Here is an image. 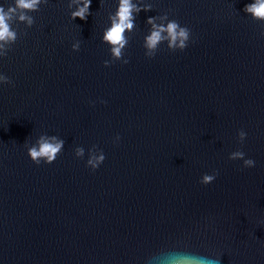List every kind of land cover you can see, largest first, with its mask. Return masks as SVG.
<instances>
[{
  "label": "water",
  "instance_id": "95a60500",
  "mask_svg": "<svg viewBox=\"0 0 264 264\" xmlns=\"http://www.w3.org/2000/svg\"><path fill=\"white\" fill-rule=\"evenodd\" d=\"M131 2L116 56L118 0H0V264H264L258 0Z\"/></svg>",
  "mask_w": 264,
  "mask_h": 264
},
{
  "label": "clouds",
  "instance_id": "9594fccd",
  "mask_svg": "<svg viewBox=\"0 0 264 264\" xmlns=\"http://www.w3.org/2000/svg\"><path fill=\"white\" fill-rule=\"evenodd\" d=\"M36 2L37 0H16V7L21 9H33L36 6ZM90 2L91 0H83V7H80L78 11L74 12L73 16L83 19L89 8ZM13 11L14 9L11 7L7 11L0 8V40L11 39L13 37V33L9 31V25L7 23ZM133 11L138 12L140 9L137 8L131 0H118L117 10L114 16L110 18L111 25L106 29L103 35V40L105 42L116 45V47L112 49L113 54L116 56H119L120 48L125 42L123 37L124 30H130L133 27ZM246 11L252 12L257 17L264 18V0H258V3L246 6ZM20 19H24V16H21ZM147 22L151 24L152 20L149 19ZM153 28H156V26L153 25ZM162 30L164 29L156 28V30L152 31L151 35L147 38L148 47L155 46L156 42L161 39L160 31ZM166 31L172 40L179 39V46L181 48L185 46L184 41L187 38V32L185 29H178V25L175 22H172L167 25ZM60 146L59 143L51 144L41 141L38 149L34 147L29 150V156L37 164H39V161L36 160L37 157H46L45 163H51L55 159V153H57ZM102 159L103 157L90 159L88 163L92 165L93 169H95L99 161ZM208 264H215V262H208Z\"/></svg>",
  "mask_w": 264,
  "mask_h": 264
}]
</instances>
